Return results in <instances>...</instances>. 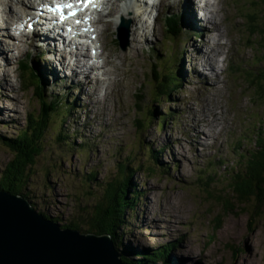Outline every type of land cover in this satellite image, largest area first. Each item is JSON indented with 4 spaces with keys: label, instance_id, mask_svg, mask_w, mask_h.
<instances>
[{
    "label": "rangeland",
    "instance_id": "obj_1",
    "mask_svg": "<svg viewBox=\"0 0 264 264\" xmlns=\"http://www.w3.org/2000/svg\"><path fill=\"white\" fill-rule=\"evenodd\" d=\"M31 1L23 0V7L22 0H0V12L4 9L7 17L12 15L9 21H15L22 8L34 11ZM168 1L155 8L159 16L151 25L136 17L139 11L129 16L117 4H108L109 14L100 17L97 27L103 52L98 63L105 66L91 72L96 94L90 97L87 83L86 90L73 87L57 70L49 69L61 55L54 59L57 56L35 48V42L30 46L27 39L15 41L0 33V47L7 58L0 60V138L16 137L28 114L39 111L33 90H28L17 69L19 61L36 63L45 71L42 82L46 96H57L64 104L73 105H69V114L52 121L43 139L42 154L29 170L27 190L37 212L64 223L76 211L85 210L87 225L99 184L115 180L122 160L132 157L128 167L135 171L130 179L135 194L131 197L137 203L132 212H125L130 230L122 245H117L119 259L130 254L124 256L138 261L141 256L134 252H152L156 246L174 241L178 244L170 252L172 264H264V199L259 203L253 196L242 204L230 189L231 178L242 168L240 157L254 146V136L259 133L256 129L264 123V95L258 94L255 84H264V43L262 48V36L252 35L249 29L255 20L252 25L256 23L264 30V0H217L219 7L213 5L214 0L209 2L208 16L217 17L214 21L221 37L205 33V26L196 19L195 25L189 22L183 3ZM202 2L200 10H204ZM187 4L185 12L194 16L193 6ZM112 9L116 10L113 14ZM197 13L204 19L201 11ZM1 15L0 20L9 25L7 17ZM120 15L132 18L130 32L126 38L121 36L126 39L125 46L119 42L115 25ZM170 15L184 18L180 37L174 41L164 26V19ZM214 37L218 46L209 43ZM213 48L220 49V55L213 56ZM196 49L203 51L202 58H212L214 72L211 69L209 75L203 74L210 66L206 59L195 60ZM173 55L180 61L176 65L181 68L182 89L166 103L161 102L164 99L155 102L149 78L152 65ZM69 57L62 58L67 69L64 74L61 71L64 76H68L67 66L72 65ZM246 71L250 72L244 77ZM71 80L76 82L72 74ZM140 89L144 100L142 112L137 113ZM208 91L210 94L205 93ZM153 105L160 113L158 117L171 111L176 120L171 123L169 119L163 129L154 123L138 131L134 120L145 116ZM58 136L63 139L57 141ZM142 145L159 151L158 160L145 159ZM13 157L0 144V173ZM92 170L95 177L88 181ZM223 199L230 200L233 211L223 210Z\"/></svg>",
    "mask_w": 264,
    "mask_h": 264
},
{
    "label": "trees",
    "instance_id": "obj_2",
    "mask_svg": "<svg viewBox=\"0 0 264 264\" xmlns=\"http://www.w3.org/2000/svg\"><path fill=\"white\" fill-rule=\"evenodd\" d=\"M253 21L249 24L250 27L252 26L249 29L252 35L257 34L260 37L262 36L261 41L263 48L264 30L262 26L256 25V23L253 24V27ZM166 25L168 34H171V40L174 41L180 35V29L178 28L179 22L175 18H170L167 20ZM259 28H261L262 33H260ZM176 62L180 63L179 59L173 55L168 59L160 58L156 61V64L152 65L149 78H151L152 93L155 102L164 99L161 100V102L166 103L173 98L178 90L182 89V77H180V73L178 72L181 68L176 65ZM26 64V62L20 63L18 68L20 71L19 74L21 79L23 78V83L28 90H33V97L36 102L39 103L40 108L38 113L32 115L31 113L28 114L25 126L17 132L16 137L10 139L0 138V144L14 155L13 159L7 162L0 173V192L26 199L33 207L35 204L32 193L27 190L29 170H31L33 166L32 163L36 158L42 154V149L45 147V145L42 146L43 139L52 121H56L61 114H69L71 109L69 105H71V107L73 105L64 104L57 96H46L45 85L44 82H42V80H44V75L39 72L38 66L31 65V63ZM249 72L250 71L243 72L244 77H246ZM255 84L257 85L258 94L264 95V84L261 85L260 83L258 84V82H255ZM57 95L59 96V93H57ZM143 100L144 95L141 93L140 89V93H138L136 97L137 103L135 107L137 113L142 112L140 104ZM159 115L160 113L156 106H150L145 116L141 119L134 120L138 125L136 128L138 131H144L146 126H152V124L157 123L159 128L163 129L169 119L172 121L171 123H173L177 117L171 111H167L166 115L158 117ZM256 130H259V133L254 136V146L249 147L246 154L240 157L242 160L240 167L242 168L239 171L236 170V173L231 178L232 182L230 183V189L235 199L242 204L253 196L256 197L259 203H262L264 199V123L261 124V127H257ZM62 139V136L57 137V141ZM244 139L248 140L247 138ZM142 151L145 155V159H150L152 161L158 160L160 152L154 150L150 145H142ZM131 159L132 157H127L125 160H122L119 165L120 169L118 174L114 178L115 180H105L103 184H99V192L93 208H90V212L92 213L89 216L87 225L85 210H82L80 213L76 211V213L68 218L69 220L63 221L64 223H60L58 219L49 217L43 213L40 214L45 220L58 224L60 229L78 231L83 235L91 234L98 237L103 236L109 238L115 253H118L117 245L118 247L122 245L121 242H123L129 234H126L127 230H130L125 212H132L137 203L135 202L136 198L131 197V195L133 196L135 194V191L132 190L133 184L130 181L135 171L133 172L132 169L128 167ZM139 167L141 168V165ZM148 171L154 172L152 168H148ZM126 172L129 174L126 175ZM95 173L96 172L92 170L87 180H93ZM223 200V210L233 211L234 208L230 200ZM128 217H131V215L129 214ZM217 224L220 225L219 221H217ZM217 229L219 228L215 230ZM209 239H213V234L210 235ZM177 244V242L172 241L156 246L152 252L150 250L143 252L138 251L139 253L134 252L135 255L141 256L138 261H131L127 259L130 254H123V256H121V262L124 264H134L135 262L139 264H156L159 262L160 264H172L170 252L176 248Z\"/></svg>",
    "mask_w": 264,
    "mask_h": 264
},
{
    "label": "water",
    "instance_id": "obj_3",
    "mask_svg": "<svg viewBox=\"0 0 264 264\" xmlns=\"http://www.w3.org/2000/svg\"><path fill=\"white\" fill-rule=\"evenodd\" d=\"M0 264L124 263L109 238L60 229L26 199L0 192Z\"/></svg>",
    "mask_w": 264,
    "mask_h": 264
},
{
    "label": "bare ground",
    "instance_id": "obj_4",
    "mask_svg": "<svg viewBox=\"0 0 264 264\" xmlns=\"http://www.w3.org/2000/svg\"><path fill=\"white\" fill-rule=\"evenodd\" d=\"M113 2V4L115 5V4H117L116 5V7H119L120 8V10H122V11H124V12H127L128 13V8H124V9H122L121 8V5H125L126 6V4L124 3L125 2V0H109V2ZM167 0H165V2H166ZM202 1H204V2H202ZM221 1V0H220ZM110 2V3H111ZM175 2H177L178 4H182L183 3V7H184V9H183V12H184V15H185V18H187L188 19V21L189 22H193L194 23V25H195V22H194V19H196L197 20V23L200 25V26H205V29H204V32L205 33H209L210 35H214V34H218L217 35V37H221L222 35H221V33L218 31L219 29H218V27H216V23H215V19L217 18V17H215L214 16V18H212L211 16H208V14H210L209 13V11H208V5H209V2L210 3H212V0H188V2L186 1V0H175ZM190 2V4L193 6L192 7V9H193V13H194V16H192V15H190V14H187L186 12H185V10H186V8L188 7V4L187 3H189ZM195 2H197V5L195 4ZM199 2H202L203 3V8H204V10H202V8H201V10H200V7H199V5H201V4H199ZM222 2V1H221ZM23 0H22V2H21V5L23 6ZM30 3V2H29ZM29 3H27V5L28 6H30V4ZM108 4V3H107ZM214 4H217L218 5V7L220 6V3L217 1V0H214V3H213V5ZM3 5V4H2ZM113 5V6H114ZM1 6V5H0ZM38 6H39V4H38ZM105 6H107V5H105ZM24 7V6H23ZM138 6H135L134 8H135V10L138 12L139 11V13L138 14H136V17L138 18V19H140L141 18V14L143 13L142 12V10H141V8H137ZM213 8H214V6H213ZM220 8H222V7H220ZM132 9V8H131ZM215 9V8H214ZM198 10L199 11H203V13H202V15L204 16V19L202 20L200 17H198ZM114 11H116L115 9H112L111 10V14H113L114 13ZM7 11H5L4 9H2L1 10V17L4 19L5 17H7L8 15H7V13H6ZM19 12H21L19 15H17V14H15L16 15V20H20V21H22V20H26L27 19V17L28 16H30V13L25 9V8H22ZM218 11H216V13H217ZM22 14H23V16H22ZM12 15H9V17H11ZM121 16V15H120ZM157 16H159V14L157 15ZM187 16V17H186ZM9 17H7V20L9 21ZM209 17V18H208ZM119 18H125V19H128V17H125V16H121V17H119ZM199 18V19H198ZM170 19V18H169ZM0 21H2V26L0 27V33L2 34V35H4V34H7V35H4V36H11V34H9L8 33V25L6 24V23H4L3 22V20H0ZM31 21V19L29 20V21H27L26 22V25H27V23L28 22H30ZM98 22H99V20L95 23V24H98ZM139 22V21H138ZM9 23V22H8ZM16 23V22H15ZM15 23H13V24H11V25H9V28H11V27H13V25L15 24ZM140 23V22H139ZM193 23H192V25H193ZM1 24V23H0ZM206 24H208V25H211L212 26V28H208L207 26H206ZM191 25V24H190ZM191 25V26H192ZM7 29H6V28ZM141 27H142V25H141ZM194 27V26H193ZM206 27H207V29H206ZM37 28H38V25H37V27L35 28V29H32L31 30V38H26L27 39V42H28V45H32V43L33 42H35L36 44H33L34 46H35V48H38V49H44V48H46V47H49V49L48 50H46V52L48 53V55L50 54V55H54L56 58H54V59H57L58 58V54L59 55H61L62 57L61 58H59V60H57L56 62V64H53V65H51V66H49V69L52 71V72H56V70H57V73H59V74H61L60 75V77H61V79L62 80H67V81H69V82H67V83H70L73 87H76V86H80L82 89H85L86 90V83H87V87L90 89V93H89V96L88 97H90V96H94L95 94H96V90H94V83L91 81V78H90V75H91V72H93V70H92V68H89L88 66H87V64H85V60L87 59V54H86V56L85 55H81V53H79V51L78 50H76L75 52L74 51H72V49L73 48H75V47H77V44H75V42H73L72 40L70 41V43H68L67 45H65L64 47H63V50H65L64 52H61L60 51V49H58V47H54V48H52L53 47V45H51L54 41H55V37L54 36H50L48 33H43V34H40L39 36H38V32H37ZM217 28V29H216ZM3 29H5L4 31H2ZM4 32V33H3ZM39 32H42V30L41 29H39ZM201 32H202V30H201ZM3 36V37H4ZM10 39V38H9ZM29 40V41H28ZM37 40H39V42L37 41ZM20 41H22V40H20ZM210 42L209 43H213V44H215V46H218L219 45V43L218 42H215V37L214 38H211L210 40H209ZM1 42H5L3 39H1ZM98 42H100V40L98 41ZM6 43V42H5ZM21 43V42H20ZM3 44V43H2ZM24 45V44H23ZM211 45V44H210ZM12 46V45H11ZM7 47H8V44H7ZM17 47V46H16ZM9 48V47H8ZM215 48V47H214ZM214 48H213V50H212V55L213 56H216V55H220L219 54V52H220V49L219 50H217V49H215L214 50ZM28 49V48H27ZM69 49H71V51L73 52L72 54H68V56H71V57H69L70 59H69V61H70V63L69 64H72L71 66H67L68 67V71H70V76L69 77H67V76H64V75H62V72H63V74H64V69H66V65H65V63H64V61L62 60V58H64L65 57V54L64 53H66L67 52V50H69ZM100 51H101V53H102V56H103V52H102V46L100 45ZM202 52L203 51H201L200 49H196V51L194 52L195 53V60L197 61V59L198 58H196V57H199V62L201 61V60H203V59H206V63H209V64H207V66L209 65L210 66V69H209V71H206V72H204L203 74H210V71H211V69H212V65H211V62L210 61H212V58H209V56H205V58H202L203 56H202ZM37 53V52H36ZM206 54H208V52L206 53ZM67 55V54H66ZM244 55V54H243ZM7 58H6V51H4V48H2V47H0V60L1 61H3L4 62V60H6ZM53 60V59H52ZM0 61V62H1ZM27 65V64H26ZM104 66H105V64H103ZM103 66V67H104ZM71 67H72V69H71ZM103 67H101V68H99V69H102ZM200 68V67H199ZM1 69V68H0ZM28 69V68H27ZM2 70V69H1ZM67 70V69H66ZM95 70H98V69H95ZM94 70V71H95ZM214 70V68L212 69V71ZM62 71V72H61ZM200 71V69H198V72ZM214 72V71H213ZM39 73V72H38ZM69 73V72H68ZM5 74V73H4ZM3 74V75H4ZM71 74H72V77H73V79H75V81L76 82H72V80H71ZM208 74V75H209ZM48 77H49V75H47ZM6 78V75L5 76H3V81L5 80V78ZM57 77H58V75H57ZM65 77V78H64ZM57 79H59V80H61L60 78H57ZM82 79V80H81ZM94 79H96V77H94ZM200 80L202 79V77H200L199 78ZM86 80V81H85ZM40 81V80H39ZM92 85H93V87H92ZM100 85H101V83H100ZM4 86V85H3ZM206 90V89H205ZM82 91V90H81ZM213 91V90H212ZM210 92L211 91H208V92H205V93H209L210 94ZM34 210H35V208H34ZM36 211V210H35ZM37 212V211H36ZM39 215H41L39 212H37ZM54 224H56V223H54ZM56 225H58V224H56ZM175 261V260H174ZM176 262V261H175Z\"/></svg>",
    "mask_w": 264,
    "mask_h": 264
},
{
    "label": "snow or ice",
    "instance_id": "obj_5",
    "mask_svg": "<svg viewBox=\"0 0 264 264\" xmlns=\"http://www.w3.org/2000/svg\"><path fill=\"white\" fill-rule=\"evenodd\" d=\"M82 2L84 3V6L86 7L88 4L94 3V0H82ZM71 7H72V4H70V3H67V4L60 3V4H57L53 10L56 12H60V11H62L63 8H71ZM69 15H75V13L70 12ZM60 19L63 20V19H65V17L63 15H61ZM79 22L80 21H77V23H79Z\"/></svg>",
    "mask_w": 264,
    "mask_h": 264
}]
</instances>
